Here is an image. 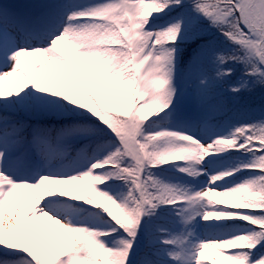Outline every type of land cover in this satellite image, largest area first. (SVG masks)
<instances>
[{
	"label": "snow or ice",
	"instance_id": "obj_1",
	"mask_svg": "<svg viewBox=\"0 0 264 264\" xmlns=\"http://www.w3.org/2000/svg\"><path fill=\"white\" fill-rule=\"evenodd\" d=\"M207 250L264 264V0L0 2V264Z\"/></svg>",
	"mask_w": 264,
	"mask_h": 264
},
{
	"label": "trees",
	"instance_id": "obj_2",
	"mask_svg": "<svg viewBox=\"0 0 264 264\" xmlns=\"http://www.w3.org/2000/svg\"><path fill=\"white\" fill-rule=\"evenodd\" d=\"M245 100L249 103V105L255 110L256 117L259 118V113L260 109L262 107L261 101H260V96L257 94L256 97L249 99L247 96L245 97ZM213 256H217V254L212 251V250H207V259H208V264H212L211 258Z\"/></svg>",
	"mask_w": 264,
	"mask_h": 264
},
{
	"label": "water",
	"instance_id": "obj_3",
	"mask_svg": "<svg viewBox=\"0 0 264 264\" xmlns=\"http://www.w3.org/2000/svg\"><path fill=\"white\" fill-rule=\"evenodd\" d=\"M0 2L19 5V3H17V0H0Z\"/></svg>",
	"mask_w": 264,
	"mask_h": 264
},
{
	"label": "rangeland",
	"instance_id": "obj_4",
	"mask_svg": "<svg viewBox=\"0 0 264 264\" xmlns=\"http://www.w3.org/2000/svg\"><path fill=\"white\" fill-rule=\"evenodd\" d=\"M22 194H23V192H22ZM217 258H219L218 256H216Z\"/></svg>",
	"mask_w": 264,
	"mask_h": 264
}]
</instances>
